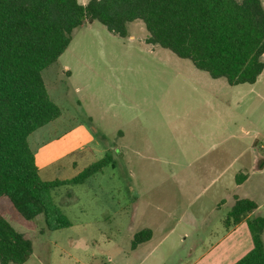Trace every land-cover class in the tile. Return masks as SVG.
<instances>
[{"label": "rangeland", "instance_id": "374dc122", "mask_svg": "<svg viewBox=\"0 0 264 264\" xmlns=\"http://www.w3.org/2000/svg\"><path fill=\"white\" fill-rule=\"evenodd\" d=\"M127 31L121 37L88 22L42 73L61 116L29 137L41 178L72 179L106 155L112 162L53 193L68 229L50 231L43 215L26 220L0 198L1 215L32 243L25 264H196L216 250L221 258L230 244L219 246L234 231L224 223L235 160L249 173L258 158L264 163V72L255 84L231 86L147 44L141 20ZM210 157H218L221 177L188 176ZM237 193L264 201V168ZM220 197L226 201L216 203ZM254 216L264 217V207ZM145 229L152 239L135 249L134 236ZM236 243L219 264L239 258L249 239Z\"/></svg>", "mask_w": 264, "mask_h": 264}, {"label": "trees", "instance_id": "16d2710c", "mask_svg": "<svg viewBox=\"0 0 264 264\" xmlns=\"http://www.w3.org/2000/svg\"><path fill=\"white\" fill-rule=\"evenodd\" d=\"M137 20L149 33L147 44L188 59L231 86L255 84L264 72L263 0H0V198H9L26 220L43 215L50 231L70 228L53 193L84 184L112 162L106 155L72 179L41 178L29 137L61 116L43 71L86 23L99 21L126 37L127 25ZM257 208L250 199H237L225 220L227 228L246 222L253 241L252 250L234 264H264V217L254 216ZM151 237V230H142L132 245ZM32 255L31 241L0 213V264H25Z\"/></svg>", "mask_w": 264, "mask_h": 264}, {"label": "crops", "instance_id": "0c3cea01", "mask_svg": "<svg viewBox=\"0 0 264 264\" xmlns=\"http://www.w3.org/2000/svg\"><path fill=\"white\" fill-rule=\"evenodd\" d=\"M217 158L218 157H210V160H209L210 165H208L207 167H203V171L202 172H196V173H194V175H189V173H187L188 176L189 177L194 176V177H197L198 179H202L203 178V180L206 177H210L211 178V177L216 176V175H219L218 177H221L222 173L220 172V170L218 168H216V165L214 166L215 162L217 160H219ZM237 161H238V159L235 160V164H234V170L235 171H233V174L231 176V180L229 182V184H231V186L229 187V190H230V195L229 196H231V198H232V200L230 202L231 209L235 205L237 199H250V200L256 202L257 205H258V208L254 212V214L261 213V211L263 210V207H264V201H260L259 198H255L254 196H250V195H247V194L246 195L245 194H239L237 192L239 190H241L243 188V186L248 183V181H249L250 177L252 176V174H254L255 172L261 171V169L264 168V163L261 164V159L258 158V160L255 162V164L252 165V168H251L252 172L249 173L248 171L247 172L243 171V170H245L243 165L237 166L238 165ZM211 163H213V164H211ZM190 166L191 165L189 164L188 167H190ZM215 180H216V178H215ZM232 186H233V188H232ZM226 190H228V188ZM224 201H226V199L224 200L223 198L220 197L219 200L216 201V203H219V202L224 203ZM152 236H153V233H152ZM244 237L249 239V243H248L249 245H248V247H246V250L244 252H242L243 254L239 258L232 259L228 263V264H234L239 259H241L243 256H245L253 248V241H252L251 233L249 231V228H248V225H247L246 222H243L238 227L234 228L233 233H231L227 238L224 239L225 243H221L219 245L220 248H222L224 245H227V243L230 242L228 247L222 249V252H221L222 257L221 258L216 257L217 254H219V253H217V254L215 253L217 251L216 250L213 253L215 255V257L212 256L213 254L212 255L209 254L207 257L202 258L196 264H204L211 257L214 258V261H213L212 264H219L222 260H225L227 258L231 259V255L236 252L237 247H238L236 241L239 238L244 239ZM151 239H152V237H151ZM151 239L146 241V242H143V243H147V242L151 241ZM232 240H233V242L231 243ZM143 243L139 244L137 247H139ZM155 249H156V247L154 248V250Z\"/></svg>", "mask_w": 264, "mask_h": 264}]
</instances>
